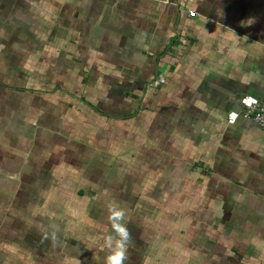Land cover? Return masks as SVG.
I'll use <instances>...</instances> for the list:
<instances>
[{
	"label": "crops",
	"instance_id": "obj_1",
	"mask_svg": "<svg viewBox=\"0 0 264 264\" xmlns=\"http://www.w3.org/2000/svg\"><path fill=\"white\" fill-rule=\"evenodd\" d=\"M246 96L264 0H0V264H264Z\"/></svg>",
	"mask_w": 264,
	"mask_h": 264
},
{
	"label": "clouds",
	"instance_id": "obj_2",
	"mask_svg": "<svg viewBox=\"0 0 264 264\" xmlns=\"http://www.w3.org/2000/svg\"><path fill=\"white\" fill-rule=\"evenodd\" d=\"M125 216V209L109 206L108 221L111 224V232L104 236L103 243L100 245L102 250L107 251L105 264H125L128 259L131 233L124 223Z\"/></svg>",
	"mask_w": 264,
	"mask_h": 264
},
{
	"label": "built area",
	"instance_id": "obj_3",
	"mask_svg": "<svg viewBox=\"0 0 264 264\" xmlns=\"http://www.w3.org/2000/svg\"><path fill=\"white\" fill-rule=\"evenodd\" d=\"M195 13L190 12L193 16ZM243 111L242 115L255 120L262 128H264V99L259 100L254 96H246L242 99ZM238 118V114H231L229 122L234 123Z\"/></svg>",
	"mask_w": 264,
	"mask_h": 264
}]
</instances>
